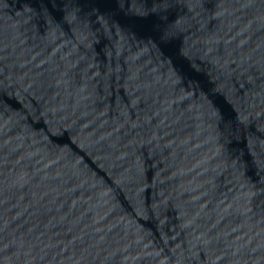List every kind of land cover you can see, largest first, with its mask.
<instances>
[{
    "label": "water",
    "instance_id": "1",
    "mask_svg": "<svg viewBox=\"0 0 264 264\" xmlns=\"http://www.w3.org/2000/svg\"><path fill=\"white\" fill-rule=\"evenodd\" d=\"M0 264H264V3L0 0Z\"/></svg>",
    "mask_w": 264,
    "mask_h": 264
},
{
    "label": "snow or ice",
    "instance_id": "2",
    "mask_svg": "<svg viewBox=\"0 0 264 264\" xmlns=\"http://www.w3.org/2000/svg\"><path fill=\"white\" fill-rule=\"evenodd\" d=\"M251 2V0H250ZM261 3H264V0H260ZM193 5H196L199 3V0H192Z\"/></svg>",
    "mask_w": 264,
    "mask_h": 264
}]
</instances>
